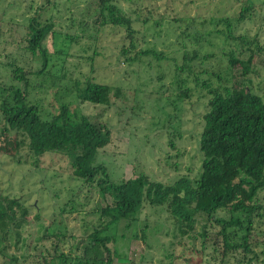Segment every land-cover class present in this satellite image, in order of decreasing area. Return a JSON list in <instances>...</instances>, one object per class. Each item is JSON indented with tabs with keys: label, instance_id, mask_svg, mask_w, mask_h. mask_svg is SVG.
Wrapping results in <instances>:
<instances>
[{
	"label": "rangeland",
	"instance_id": "obj_1",
	"mask_svg": "<svg viewBox=\"0 0 264 264\" xmlns=\"http://www.w3.org/2000/svg\"><path fill=\"white\" fill-rule=\"evenodd\" d=\"M107 1L130 19L134 51L148 49L155 55L127 60L134 56L127 33L101 21L99 0H0V89L19 87L43 120L64 105L69 116L84 115L106 127L109 141L96 151L94 162L105 167L113 182L140 174L164 184L182 175L194 179L208 99L200 81L213 86L218 76L226 86L248 87L253 97L245 101L259 97L264 102V0H248L251 11L239 21L234 19L246 0ZM30 17L51 24L41 42L46 53L42 67L39 55L25 49ZM226 18L233 40L220 33ZM121 49L128 51L123 54ZM229 50L242 60L251 54L245 76L228 69ZM183 51L197 56L187 61L198 73L196 84L194 75L174 69ZM14 67L25 72L24 81L11 78ZM85 80L107 85L108 103L80 100L77 88ZM20 140L21 135L3 128L0 116V194L17 197L27 207L18 240L14 244L16 238L9 235L0 264L39 262L33 255L48 258L54 243L63 251L70 243L79 246L92 225L98 226L97 206L104 202L93 182L72 175L63 154L36 156ZM259 199L264 203V189ZM215 215L226 216L219 210ZM191 221H179L164 206L144 203L135 217L118 222L113 233L108 230L115 237L107 243L111 264H264V217L248 234L249 252L225 249L218 226L203 214ZM52 231L64 235L61 243L54 235L41 238ZM239 237L233 235L230 241L240 242Z\"/></svg>",
	"mask_w": 264,
	"mask_h": 264
},
{
	"label": "trees",
	"instance_id": "obj_2",
	"mask_svg": "<svg viewBox=\"0 0 264 264\" xmlns=\"http://www.w3.org/2000/svg\"><path fill=\"white\" fill-rule=\"evenodd\" d=\"M246 2L240 7L235 21L251 11L252 3ZM98 10L102 14V22L121 26L126 31L128 48L134 51V29L130 19L107 0H99ZM50 28V23H39L34 17L28 19L25 49L39 55L41 67L46 62L41 42ZM220 33L226 39L233 40L228 18L224 22V31ZM121 51L125 54L128 50ZM148 52L155 55L151 50L138 49L134 51V56L126 59L131 61ZM226 55L228 69H239L243 76L249 72L251 54L245 60L238 59L231 50ZM157 56L154 57L160 58ZM196 57L195 51L190 56L183 51L181 63L174 66L176 71L186 72V76L194 75L195 84L198 73L190 69L189 62ZM205 58L206 55L203 56ZM23 74L25 72L20 67H14L10 72L11 78L16 81H24ZM216 79L217 83L213 86L200 81L202 86L206 85L208 99L201 115L202 125L198 136V150L201 153L198 175L194 179L182 175L168 184L151 181L142 174L118 182L111 181L105 167L94 162L96 151L109 141L106 127L92 123L84 115L69 116L64 105L51 118L43 120L38 114L37 105L28 102L19 87L0 89L3 128L21 135L20 141L26 140V146L33 155L44 152L63 154L68 159L72 175L93 182L104 200L102 206H97L98 226L92 225L85 242L79 246L70 243L65 251L54 243L53 254L48 258L41 253H38L39 257L33 255L35 261L40 259L33 264H111L112 253L107 243L114 241L115 237L108 230L113 233L118 222L135 217L144 203L164 206L179 221L192 222L194 216L201 213L218 226L217 233L225 249L250 251L248 234L253 224L264 217V203L259 199V193L264 189V102L259 97L245 101L248 96L253 97L248 87L236 89L221 84L220 77ZM183 85V80H179V86ZM181 90L186 96L187 87L183 86ZM108 91L105 84L85 80L82 87L77 88V96L82 101L105 104L108 103ZM218 210L226 216H216ZM26 213L27 207L23 201L0 194V255L8 246L10 234L16 238L14 244L18 240L17 231L23 225ZM236 234H239L241 241H230ZM48 235H54L56 242L63 241L64 235L53 231L42 234L41 238ZM262 254L264 260V250Z\"/></svg>",
	"mask_w": 264,
	"mask_h": 264
}]
</instances>
